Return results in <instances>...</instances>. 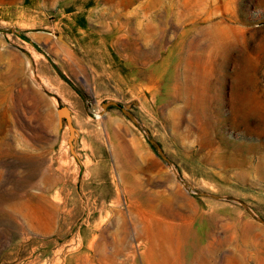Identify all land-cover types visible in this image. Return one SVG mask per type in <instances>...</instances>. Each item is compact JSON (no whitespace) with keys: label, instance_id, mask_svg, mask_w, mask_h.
I'll return each mask as SVG.
<instances>
[{"label":"rangeland","instance_id":"obj_1","mask_svg":"<svg viewBox=\"0 0 264 264\" xmlns=\"http://www.w3.org/2000/svg\"><path fill=\"white\" fill-rule=\"evenodd\" d=\"M0 264H264V0H0Z\"/></svg>","mask_w":264,"mask_h":264},{"label":"water","instance_id":"obj_2","mask_svg":"<svg viewBox=\"0 0 264 264\" xmlns=\"http://www.w3.org/2000/svg\"><path fill=\"white\" fill-rule=\"evenodd\" d=\"M109 105L120 106V104H118L114 101H108V102L103 103V109L105 110V108ZM57 116H58L59 125L62 126L63 122H65L68 129H69V137H68L67 141H68L70 148L72 149L73 141L75 139L76 129L72 123L71 113H70L68 107L66 105L59 106L57 108ZM156 148L158 151H160L158 146H156Z\"/></svg>","mask_w":264,"mask_h":264}]
</instances>
